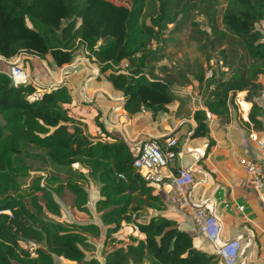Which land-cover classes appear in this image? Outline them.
<instances>
[{"label":"trees","instance_id":"obj_1","mask_svg":"<svg viewBox=\"0 0 264 264\" xmlns=\"http://www.w3.org/2000/svg\"><path fill=\"white\" fill-rule=\"evenodd\" d=\"M263 25L264 0H0V56L58 69L84 58L129 116L193 115L203 138L209 115L231 121L241 93L252 103L249 124L262 128ZM183 45L200 59L171 67L170 50ZM194 81L204 109L192 113L174 90ZM35 91L0 72V264H224L194 247L178 209L136 172L137 155L101 113H83L65 83L30 102ZM94 188L105 234L63 219L69 202L92 215ZM124 225L145 239L117 241Z\"/></svg>","mask_w":264,"mask_h":264},{"label":"crops","instance_id":"obj_2","mask_svg":"<svg viewBox=\"0 0 264 264\" xmlns=\"http://www.w3.org/2000/svg\"><path fill=\"white\" fill-rule=\"evenodd\" d=\"M10 62L13 61H0V72L9 71ZM15 62L35 80L32 62L40 66L46 65L51 79L46 81L48 86L42 88L43 92L50 93L55 86L65 83L75 97V105L90 117L94 113H101L105 125L120 133L135 155L139 151V143L147 139L161 143L167 138L178 139L179 155L170 172L176 173L180 168L193 169L194 177L199 183L194 192L196 202L213 203L223 222L224 229L219 245L242 237L248 246L237 264H264V189L259 191L256 188L246 167L241 163L242 158L257 160L260 155L259 148L250 135L256 133L264 141V114L260 117L262 128L255 130L249 124L250 113L245 115L237 107L229 123L219 124L217 118L212 117L209 120V136L196 138L194 133L197 125L193 115L180 118L175 114H160L155 120L146 112L137 118L129 116L122 108L123 100L114 99L106 90L107 84L96 82L98 71L95 68L89 69L84 58L63 69L38 59L30 62V68L22 58ZM262 82L264 84V77ZM175 93L177 94L176 91ZM184 94L180 97L187 99L189 103L184 111L190 110L193 113L204 109L198 82L188 87ZM239 96L245 100L246 93ZM257 101L264 110V91ZM249 104L252 109V103ZM210 144L211 149L208 152ZM169 191L168 180L157 186L158 195L165 201H169ZM239 207H243L245 212L241 213ZM173 217L178 220L182 230L194 235V247L197 250L209 255L215 254L217 247L199 235L189 216L180 213ZM143 237L142 240L145 239Z\"/></svg>","mask_w":264,"mask_h":264},{"label":"built area","instance_id":"obj_3","mask_svg":"<svg viewBox=\"0 0 264 264\" xmlns=\"http://www.w3.org/2000/svg\"><path fill=\"white\" fill-rule=\"evenodd\" d=\"M0 61L8 62L0 56ZM6 76L12 81L15 88L31 85L36 91L29 97L30 102L43 99V89L37 81L29 75L18 62H10L9 71ZM88 101V99H87ZM236 105L240 111L248 115L251 105L238 96ZM212 117L209 115V119ZM251 140L259 148L260 155L257 160L241 159V163L246 167L248 175L259 191L264 189V141L260 140L256 133L250 135ZM178 139L167 138L163 143L147 139L139 143V151L134 162V168L141 178L149 185L159 186L169 181V202L182 214L189 216L197 229L199 235L212 245H215V254L224 264H237L242 258L248 246L242 237L228 241L219 245L224 226L221 218L216 213L213 203L205 201L198 204L194 198L199 183L194 177L192 168H180L176 173L170 172V168L175 164L179 152ZM241 213L245 212L243 207H239Z\"/></svg>","mask_w":264,"mask_h":264},{"label":"rangeland","instance_id":"obj_4","mask_svg":"<svg viewBox=\"0 0 264 264\" xmlns=\"http://www.w3.org/2000/svg\"><path fill=\"white\" fill-rule=\"evenodd\" d=\"M110 1L117 3V4H127L129 0H110ZM262 29L264 30V28H262ZM170 56H171V59L168 60L167 63L171 67H173V63H177L178 66L180 67L183 65L182 61L193 62L195 60L200 59L199 54L197 53V51H195V48L193 46L188 47L186 45H183V47L181 49L174 48V49L170 50ZM27 66H28V68H30V62H27ZM31 67L33 69L32 73L36 77V81H37L38 85L41 88H46L48 86V83L46 81L51 79L47 66L46 65L40 66L36 62H32ZM196 83L197 82H195V81L193 82V84H196ZM187 90H188V88H180V87L175 88V91L177 92V94L179 96L185 95L184 93ZM191 102H192V100H191ZM38 168H41L42 170L44 169V167L39 165V164L33 165L34 171H36ZM43 171H44L43 174L44 173L45 174L51 173V170H49V169H44ZM91 191L93 193V196H91V200L88 204V207L90 208L92 215H83L81 213L76 212L75 210L72 209L71 203L69 202L66 204H62L63 212H64L63 219L68 220V221L78 222V223L93 222V223L99 225L101 227L102 233L105 234L107 229L104 225H102L101 215L95 214L93 212L95 202L99 198V196L95 192V188H94V190L91 189ZM115 238L117 241H122L124 243H128L132 240V238L142 239L144 237L141 236L139 231L137 229H135L133 226L124 225L122 227L121 231L117 235H115ZM102 243H103V239H100L98 241V244L101 245ZM94 255L98 256V253H95ZM60 262H62V261L60 260Z\"/></svg>","mask_w":264,"mask_h":264},{"label":"water","instance_id":"obj_5","mask_svg":"<svg viewBox=\"0 0 264 264\" xmlns=\"http://www.w3.org/2000/svg\"><path fill=\"white\" fill-rule=\"evenodd\" d=\"M244 256H245V255H244ZM244 258H245V259H247V257H246V256H245Z\"/></svg>","mask_w":264,"mask_h":264}]
</instances>
